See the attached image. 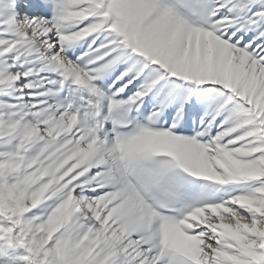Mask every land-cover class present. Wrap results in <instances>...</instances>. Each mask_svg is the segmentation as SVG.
Wrapping results in <instances>:
<instances>
[{
    "label": "snow or ice",
    "instance_id": "1",
    "mask_svg": "<svg viewBox=\"0 0 264 264\" xmlns=\"http://www.w3.org/2000/svg\"><path fill=\"white\" fill-rule=\"evenodd\" d=\"M0 264H264V0H0Z\"/></svg>",
    "mask_w": 264,
    "mask_h": 264
}]
</instances>
